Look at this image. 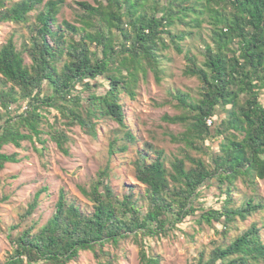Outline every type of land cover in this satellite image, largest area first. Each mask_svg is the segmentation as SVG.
I'll return each mask as SVG.
<instances>
[{
    "label": "trees",
    "instance_id": "16d2710c",
    "mask_svg": "<svg viewBox=\"0 0 264 264\" xmlns=\"http://www.w3.org/2000/svg\"><path fill=\"white\" fill-rule=\"evenodd\" d=\"M64 4L0 0V26L14 23L29 33L21 51L13 39L0 49V170L21 161L17 153L2 152L5 146H44L46 133L64 152L69 127L98 139L101 125L111 120L124 135L111 141L109 162L97 179L80 188L91 211L61 190L46 224H29L47 189L37 192L20 223L10 227L13 253L5 264H70L86 251L98 264H119L118 253L107 246L120 250L130 241L139 246L140 264H161L150 242L189 217L199 230L222 227V243L196 264H264V224L253 222L229 236L240 221L264 213V200L240 202L237 187L240 179L253 189L257 179L264 180V0L84 1L78 3L79 25L59 19ZM204 23L211 26V41L200 60L183 42ZM171 46L184 55L183 75L196 78L199 90L194 97L173 94L182 112L164 119L184 125L175 141L201 156L177 158L169 169L162 150H141L145 145L125 108L126 100H138L149 72L162 82L164 52ZM132 146L144 193L119 192L111 183L114 159ZM205 185L219 191L218 209L199 202ZM141 199L147 201L145 211Z\"/></svg>",
    "mask_w": 264,
    "mask_h": 264
},
{
    "label": "rangeland",
    "instance_id": "374dc122",
    "mask_svg": "<svg viewBox=\"0 0 264 264\" xmlns=\"http://www.w3.org/2000/svg\"><path fill=\"white\" fill-rule=\"evenodd\" d=\"M88 2L94 5V0H65L59 19L70 23H77L78 15L81 13L79 2ZM210 25L204 23L199 32L194 29L186 31L195 32L184 42L185 50H190L202 60L201 52L205 42L210 43ZM178 28L184 29L182 26ZM186 29V28H185ZM188 33V32H187ZM29 36L28 30L14 23H6L0 26V49L8 40L13 39L18 50H22L23 43ZM163 60L165 75L161 83H157L154 75L149 72L146 80H142L138 90L137 101L126 100V112L132 121V125L139 141L145 145L141 150L145 154L153 153L152 149L162 150L167 159V167L171 169V163L177 158L201 156L195 150L186 149L183 143L176 142L185 132L186 127L182 124H171L165 121V116H175L182 111L172 102L173 94L181 91L185 94L197 96L199 82L196 78L183 75L186 60L183 54H178L173 46L165 52ZM25 60L30 64L27 54ZM25 105L23 109L24 111ZM1 110V108H0ZM100 137L93 138L85 134L80 127L66 128L70 142L64 152L48 133L43 135L46 141L44 146H34L29 141L23 142L22 148L7 145L2 152L7 154L17 153L20 163L8 164L0 170V264H5L8 257L13 253V247L9 240L10 227L20 223V215L24 214L30 204L34 201L37 192L47 189L42 193L39 206L33 216L29 218V224L33 221L39 226L46 224L53 214L55 204L58 201L61 190H64L70 200H77L83 208L91 211L92 203L85 197L80 188L88 187L97 179L98 172L109 162V146L116 136L124 135L122 129L113 121L103 123L100 127ZM123 142L119 143V146ZM209 145V143L207 144ZM39 149V150H38ZM46 149V150H41ZM137 148L132 146L130 151L122 153L113 162L111 183L116 191L129 193L132 189L144 193L145 185L137 181L133 162L136 160ZM152 155V154H151ZM190 167L191 164L187 162ZM239 189V201L247 197H256L264 200V180H256V189L246 185L241 179L237 182ZM132 188V189H131ZM199 202L204 207L218 209L221 206L219 191L213 186L205 185L201 188ZM144 211L147 201L140 200ZM253 222L264 224V213L258 214L247 222H239L229 234L230 238L243 233ZM214 228L205 227L199 230L194 219L187 218L183 223L173 228L167 236L150 242L151 251L159 256L161 264H196L202 253L206 256L214 248L215 244L223 241L220 234L222 227L216 225ZM112 252L119 255V264H140L139 246L134 242H124L121 249L117 250L107 246ZM70 264H98L94 254L90 251L81 252L78 261Z\"/></svg>",
    "mask_w": 264,
    "mask_h": 264
}]
</instances>
